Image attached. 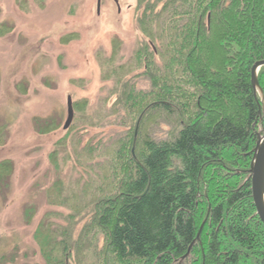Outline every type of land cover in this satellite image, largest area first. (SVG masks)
I'll use <instances>...</instances> for the list:
<instances>
[{
	"label": "trees",
	"instance_id": "1",
	"mask_svg": "<svg viewBox=\"0 0 264 264\" xmlns=\"http://www.w3.org/2000/svg\"><path fill=\"white\" fill-rule=\"evenodd\" d=\"M136 4L137 25L155 54L142 41L128 63L113 69L114 125L127 131L100 144L103 160L85 164L94 166L99 182L76 184L65 201L63 190L49 199L69 214L63 227L51 215L38 224L33 240L40 258L43 264H264V226L248 173L259 125L250 72L264 61V0ZM139 78L145 91L135 86ZM258 83L264 93V67ZM138 120L139 130L147 121L164 123L170 137L155 140L141 131L135 141ZM2 166L0 182L9 173ZM76 218L83 226L73 239Z\"/></svg>",
	"mask_w": 264,
	"mask_h": 264
},
{
	"label": "rangeland",
	"instance_id": "2",
	"mask_svg": "<svg viewBox=\"0 0 264 264\" xmlns=\"http://www.w3.org/2000/svg\"><path fill=\"white\" fill-rule=\"evenodd\" d=\"M115 1L101 0L97 13V0H0V166L10 165L2 166L9 173L0 182L3 264H43L33 240L38 224L51 215L63 227L69 214L49 199L63 190L65 201L76 184L99 182L85 164L103 160L100 144L127 131L114 125L111 75L142 41L150 44L137 25V0ZM135 84L148 87L141 78ZM68 96L74 116L65 131ZM147 122L135 141L141 131L155 140L170 137L169 126ZM85 145L91 150L83 152ZM75 220L73 239L83 226Z\"/></svg>",
	"mask_w": 264,
	"mask_h": 264
},
{
	"label": "water",
	"instance_id": "3",
	"mask_svg": "<svg viewBox=\"0 0 264 264\" xmlns=\"http://www.w3.org/2000/svg\"><path fill=\"white\" fill-rule=\"evenodd\" d=\"M114 2L117 4L115 0ZM100 3L101 0H97L96 3L97 13L99 12ZM150 47L155 53V49L153 46H151V44ZM262 67H264V61H258L254 63L250 72V82L254 96L256 97L257 94L259 96V103H258L259 121H261L262 117H264V93L258 83V72ZM66 109H67V116L62 127L63 130L65 131L68 130L69 127L71 126L74 116L73 104L70 96L66 98ZM139 120L135 127L134 136H136L137 133ZM132 155H133V150H132ZM248 173L251 183V197L256 211V215L259 221L261 222V224L264 226V127L263 126H261V128L256 132V142L252 152V159ZM191 248L192 246L189 247L187 253L182 257L181 260L189 256Z\"/></svg>",
	"mask_w": 264,
	"mask_h": 264
}]
</instances>
